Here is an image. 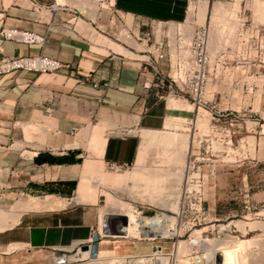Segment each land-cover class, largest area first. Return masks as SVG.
Wrapping results in <instances>:
<instances>
[{
    "label": "crops",
    "instance_id": "1",
    "mask_svg": "<svg viewBox=\"0 0 264 264\" xmlns=\"http://www.w3.org/2000/svg\"><path fill=\"white\" fill-rule=\"evenodd\" d=\"M24 1L5 4L0 0V29L15 28L36 35L39 40L23 43L0 37V60L40 55L59 61L63 67L45 74L0 73V182L4 192L25 200L19 203L22 208L16 222L0 231V253H6L10 245L16 244L53 255L76 254L77 248L88 239L89 229L99 221L100 195L94 189L98 183L87 180L83 192L77 190L84 165L87 164L88 174L94 175L96 166L103 172L108 163L132 166L136 160L139 162L140 148L144 147L147 155L149 145L157 143L148 139L158 137L156 130L163 128L169 111L166 101L162 104L155 89L142 87L149 74L140 75L138 62L124 61L119 56L128 54L127 49L113 42L107 48L101 47L93 39L97 35H90L86 23L79 17H72L65 24L58 23L56 11L64 9L51 10V2ZM185 2L114 0V7L124 16L120 28L127 27L133 35L140 36L148 32L151 22L181 21ZM43 8L51 11L39 15L38 11ZM132 55L135 59L142 58ZM187 113L174 112L185 119ZM101 122L114 124L113 129L108 126L101 129L104 125ZM14 123L19 127L22 123L31 124L46 131L43 133L48 134L47 141L39 143L35 137L25 140L22 133L14 131ZM136 131L143 133L141 142ZM168 135L161 136L171 140L174 133ZM262 135L261 132L258 137L251 136L254 159L243 160L244 165L264 164ZM15 137H20L16 141L20 142L18 148L12 147ZM87 137V144L90 146V140L94 152L82 157L76 152L77 145L69 144L74 140L81 143ZM193 150L197 148L191 146L190 154ZM228 164L217 162L222 168ZM125 174L124 171L116 178L123 180ZM225 174L211 175L212 186L208 190L211 193L207 195L211 202L209 212L213 211L215 195L221 201L231 196L225 194L228 186ZM240 184L238 202L239 196L243 197L244 191L250 188L245 175ZM252 191L248 196L251 203L264 206V193L257 187ZM201 195L204 200V194ZM29 199L37 205L23 207ZM152 248V244L148 248L140 246L143 257L149 256Z\"/></svg>",
    "mask_w": 264,
    "mask_h": 264
},
{
    "label": "rangeland",
    "instance_id": "2",
    "mask_svg": "<svg viewBox=\"0 0 264 264\" xmlns=\"http://www.w3.org/2000/svg\"><path fill=\"white\" fill-rule=\"evenodd\" d=\"M21 1L26 2L24 0H4V3L15 4ZM39 1L51 2V10L58 7L62 9L81 7L80 15L77 14L75 17H79L86 23L90 35H97L93 39L97 40L101 47L107 48L113 42L121 48L127 49L131 55L129 52L126 55L116 54L124 57V61H127L125 59H135V55L132 54L143 49L136 47L137 44L132 45L134 48L124 44V38L129 35L128 28L122 27L120 30L124 16L120 14L121 20H119L117 16L109 15V4L103 5V8L106 9L103 12L95 0ZM84 1L88 3L85 6L83 5ZM206 1L209 4L206 10L212 13H215L213 12L214 4L222 5L215 10L221 20L226 19L225 15L231 8L235 9V16L233 15L229 20L218 22V24L215 23L217 19L215 14H206L201 10L197 14L198 25H203L208 21L214 22L208 28L211 32H209L208 43L212 58V75L205 94V99H211L213 112L208 114L201 110L196 111L190 103L184 104V101L176 97L160 99L162 104L166 101L165 105L169 113L163 128L156 130L159 134L158 137L154 140L148 139L149 142L157 143L149 145L147 155L146 149L141 147L139 162L136 160L132 166L118 172L104 169L103 174L99 166H96L93 169L94 175H91L88 174L87 164H85L83 176L77 188L78 193H81L87 180L98 183L94 189L100 195L97 204L99 221L101 211L107 209L106 194L108 193L124 205L133 207L142 223L149 218L163 214L173 217L167 224L171 225L170 227L177 233L175 232L176 234L172 236L157 237L153 240L141 233L135 236L129 235L126 238L105 235L101 236L102 239L98 245L104 241L121 243L130 241L131 251L129 248H127L128 251L126 248H124L125 251H122L117 246L118 250L116 247L112 253L103 254L96 259H80L72 252L65 254L58 252L59 255L48 252L50 256L54 257V260L49 264H67L79 261V264H158L161 257L164 264L198 263L207 257L206 250L208 251V249L206 247L212 250L218 246V248L223 247L228 251L233 264H264V206L254 205L248 198L255 187L264 193V164L263 162L260 165H244L242 163L243 160L254 159L252 157L254 142L251 136L258 137L261 132L264 136V0ZM111 2L113 4V1ZM45 10L44 8L40 9L38 14L43 12L47 15L51 11ZM56 12L58 14L56 18L60 24H65L66 21L72 19V14L68 11ZM157 27V24L154 23L153 33L156 38L160 36ZM118 33L119 37L116 36ZM116 39H120V41ZM175 103L184 106L183 112H188L187 120L181 116L175 120L173 117V119L171 118L169 107ZM186 106H189L191 110L187 111ZM193 120L198 122L196 131L192 128ZM17 124L14 123V131L18 134L22 133L25 140L30 141L32 137H35L34 139L39 143H45L48 134L43 132L46 131L39 130L31 124H19L21 128ZM166 124L170 126L168 127ZM106 126L113 129L114 125H103L101 129ZM173 133L174 136L171 140L166 136H161L168 134L170 136ZM142 134V132L139 134L138 131L135 133L139 142H141L140 135L142 136ZM149 135L151 136V134ZM201 135L203 136L201 141L203 142L202 139H204L205 143L198 144ZM88 137L81 143L75 140L70 143L77 144L76 152L81 153L82 157L89 156L94 152L90 140L88 142L90 146L87 144ZM14 140L15 143L12 147L18 148L20 142L16 141H19L20 137H15ZM191 146L197 148V151L193 150L191 158L194 156L198 158V162L195 163L197 166H201L199 176L202 177L201 185L205 181L204 189L202 186L200 189L197 188V184L193 181L197 178L195 170L186 173L188 152ZM200 157L204 160L199 161ZM218 161L229 164L222 168L217 166ZM135 167H141L143 173L137 176L130 175V171ZM124 171L126 174L123 176V180L116 178ZM221 173H226L224 177L228 186L225 194L227 197L231 196L224 199L225 201H221L215 195L213 211L209 212L211 202H208L207 195L211 193L208 192L212 186L211 175ZM244 175L250 188L249 191H244L243 197L239 196L240 202H238L236 199L241 188V178H244ZM187 177L190 179L188 178V180ZM107 178L111 179V182H107ZM1 184L0 182V221L3 220L5 224L0 223V231L16 222L22 208L19 203L25 202L23 199L4 192ZM189 186L192 189L188 188ZM186 187L189 190L185 192L198 191L204 194V200L201 195L199 206L193 201L183 200L182 189H186ZM193 187L195 188L193 189ZM88 189L90 190L91 187L89 186ZM45 202L43 200V203ZM173 203L178 208L176 207V211L173 212L168 211L167 206ZM35 205L37 202L29 199L23 207H35ZM233 221H242L243 229H237L233 224L228 227ZM195 232L199 233L193 235ZM206 243L216 246L211 248L206 246ZM243 243L244 246H241ZM150 244L153 248L151 252L148 251L149 256L143 257L144 250L140 249V246L148 248ZM204 244L205 246H203ZM156 246H161L163 253H156ZM174 247H177V251L174 250ZM178 247L181 248L178 249ZM6 251L4 254L0 253V264H29L25 259L27 255L23 256V252H26L28 256L41 253V250L26 249L16 244L10 245ZM111 255L121 257L108 258Z\"/></svg>",
    "mask_w": 264,
    "mask_h": 264
},
{
    "label": "built area",
    "instance_id": "3",
    "mask_svg": "<svg viewBox=\"0 0 264 264\" xmlns=\"http://www.w3.org/2000/svg\"><path fill=\"white\" fill-rule=\"evenodd\" d=\"M32 4H36L34 0H27ZM98 3L99 9L102 10L101 4L108 3L109 0H95ZM190 1L185 2L184 17L181 21H167L158 22L165 25L159 37L153 33L154 23H150L149 30L140 36L133 35L131 32L128 34L136 41L139 42L143 49L136 52L142 56L141 59H132L139 63V74H149V78L145 79L142 83L144 89H155L158 99L174 98L190 103L196 111H203L211 113L212 106L211 100L205 99L206 88L210 83L212 75V58L208 47V26L195 25L192 20L186 19V8ZM68 7V6H66ZM81 7H68L64 9L72 14L80 15ZM109 15L117 16L121 20L120 12H118L113 4L109 6ZM169 24L172 26L170 34H167ZM0 37L10 39L16 42L32 43L38 41L39 38L28 32L17 31L15 28L0 29ZM63 65L52 58L43 57L40 55L24 56L15 58H4L0 60V73L18 72L22 74H45L52 73L60 70ZM94 87L96 85H93ZM106 86V84H103ZM223 117V115H220ZM190 121V120H189ZM190 125V124H189ZM198 144H201L202 135L199 136ZM203 143L205 140L202 139ZM204 160L200 157L199 161ZM195 162H198L196 156L187 158L186 173H191L195 170L197 178L193 179L200 189L201 179L199 176L200 167ZM196 164V165H195ZM130 165H115L113 163L106 164L107 170L121 171L127 169ZM183 200L187 202L193 201L198 204L201 201V192H183ZM247 199V198H245ZM248 202L247 200L245 201ZM195 205V204H194ZM192 207V206H191ZM196 211L195 209H192ZM199 211V210H198ZM102 239L98 223L89 229L88 239L81 244L89 248V258L95 259L97 244ZM79 250L77 248L76 252ZM74 252V253H76ZM129 260V259H128ZM127 260V261H128ZM80 262L67 263L79 264ZM66 264V263H62Z\"/></svg>",
    "mask_w": 264,
    "mask_h": 264
},
{
    "label": "bare ground",
    "instance_id": "4",
    "mask_svg": "<svg viewBox=\"0 0 264 264\" xmlns=\"http://www.w3.org/2000/svg\"><path fill=\"white\" fill-rule=\"evenodd\" d=\"M86 1V0H85ZM84 1V6L87 5L88 3H86ZM113 0H109L108 3L106 2H103L101 4V8L103 10H106L105 8H103V5L104 4H109L110 6L112 5V2ZM83 2V1H82ZM90 4V3H89ZM214 11L215 13H212V12H209L207 11V7L209 6L208 2L206 0H195V1H190L187 5V8H186V19L188 20H192V22L195 24V25H198L199 24V21H198V17H197V14L198 12L201 10L202 12H206V14L210 13V14H215L217 16V12L215 11L217 7L219 6H222L221 4H214ZM237 8V7H236ZM95 10V9H94ZM235 9H230L229 12L225 15L226 16V19H223L224 21L225 20H229L233 17V15L235 16ZM96 11V10H95ZM94 11V12H95ZM105 12V11H103ZM226 13V12H225ZM95 14V13H94ZM93 15V13H92ZM97 15V14H95ZM94 15V16H95ZM228 17V18H227ZM264 17V16H263ZM261 18V17H260ZM263 19V18H262ZM223 20L219 19V17L217 16V19L215 20V23L218 24V22H222ZM198 23V24H197ZM227 23V22H226ZM155 24H157V29L159 30L160 34L162 33L165 25L161 24V23H158L156 22ZM207 25L208 27H211L212 24H214V22H205L204 25ZM172 26L169 24L168 28H167V34H170L171 32V28ZM127 28V27H125ZM122 30V28L120 29ZM165 30V29H164ZM165 33V31H163ZM210 32V30H209ZM208 32V40L209 41V38H210V33ZM117 37H119V33L116 35ZM117 41H120V39H116ZM124 43L127 44L129 47H132V45H138L136 47H142L140 46L130 35H126V37L124 38ZM208 44V47H209V43ZM134 48V46L132 47ZM143 48V47H142ZM137 49V48H136ZM184 106H181L180 104H173L169 107V110H170V115H171V118L173 120L177 119L179 116L175 115L174 112H183L184 109H183ZM187 109V111H190L191 108L189 106H186L185 107ZM105 122V121H104ZM103 122V123H104ZM198 122H199V119H198ZM198 122L197 120H193V123H192V128L196 131L197 130V127H198ZM101 122V124H103ZM105 123H108V122H105ZM104 123V125H105ZM114 125V124H113ZM166 126H170L169 124H166ZM168 130V128H167ZM69 145H77V144H69ZM188 156H192L190 154V151L188 152ZM140 173H143V171L141 170V168H135L133 169L132 171H130V175L132 176H137L139 175ZM190 179V177H187V179ZM186 179V180H187ZM188 179V180H189ZM187 180V182H189ZM185 183V182H184ZM191 186H189L188 188H190ZM187 187L186 189H182L183 192L184 191H187L189 190ZM195 187H193L194 189ZM192 189V187H191ZM106 198H107V209L106 210H102L101 213H100V221H99V229H100V235L101 236H105V235H109V236H113L112 235V232L110 231V227H109V224L118 216V215H122V216H125L126 217V220H127V225L126 227L124 228V233H123V236H120L122 238H126L128 237L129 235H137L138 233H141L143 236L147 237L148 239H155V238H161V237H164V236H172L174 234L177 233V231H173V229L170 227L171 225H168L167 222L171 221L172 218L171 216H167V215H158L157 217H154V218H149V220H146L145 222H141L139 220V218L137 217V212L135 211V209L133 207H129L124 205V203L122 202H119L115 199V197L111 196L110 194H106ZM176 198V197H175ZM179 200V199H178ZM176 203V202H175ZM177 204V203H176ZM176 204L174 205L173 204H169L168 207V211L171 210V212L173 211H176V209L178 208L176 206ZM177 207V208H176ZM8 218V217H7ZM144 221V220H143ZM4 221H0V223L5 224V222L3 223ZM172 224V223H171ZM233 224L235 227L238 228H241L243 229V225L244 223L242 221H233L231 222L228 227ZM227 227V228H228ZM173 232H172V231ZM176 232V233H175ZM199 233V232H197ZM196 232L193 233V235L197 234ZM199 235V234H198ZM197 236V235H196ZM114 237H119V236H114ZM101 241V240H100ZM213 241V240H212ZM100 243V242H99ZM98 243V244H99ZM211 243V242H210ZM209 243V244H210ZM97 244V247H96V255L97 257L98 256H101L103 254H107V253H112L114 250H118V247L120 249H122V251L124 250V248H131V242L130 241H124V242H111V241H104L102 242L101 245H98ZM181 244V243H180ZM207 245L206 246H209V247H213L216 246V245H213L211 246L208 245V243H206ZM118 246V247H117ZM205 246V244L203 245ZM241 246H244V243L243 245ZM117 247V248H116ZM219 247V246H218ZM218 247H215L214 249L210 250V248L206 247L208 249V251L206 250V253L207 254V257L205 258V260H202L201 262H198V263H190V264H233L232 260L230 259V255L228 253V251L225 249V248H218ZM116 248V249H115ZM156 250L155 252L156 253H163L162 252V247L161 246H156ZM173 248V247H172ZM181 248V247H180ZM178 247V249H180ZM201 248V247H200ZM203 248V247H202ZM206 248H203V249H206ZM125 249V250H126ZM124 250V251H125ZM174 250L177 251V247H174ZM173 250V251H174ZM182 250V249H181ZM128 251V249L126 250ZM131 251V249L129 250ZM179 251V250H178ZM185 251V250H184ZM41 253H37L36 254H31L30 256H28V254L26 252H23V256L27 255L26 256V260L28 261L29 264H49L51 263L53 260H54V257L50 256L49 253L47 251H44V250H41L40 251ZM181 252V251H179ZM26 253V254H25ZM173 254V253H172ZM177 254H180L177 252ZM175 254V255H177ZM232 254V253H231ZM89 248L86 250V251H80L78 250V252L76 253V256L80 259H84V258H89ZM179 256V255H177ZM96 257V258H97ZM57 258V257H56ZM95 258V259H96ZM179 258V257H178ZM200 258V257H199ZM91 259V258H90ZM191 259V258H190ZM61 260V259H60ZM160 260V258H159ZM186 262V261H185ZM188 263V264H189ZM156 264V263H155ZM158 264H164L163 261H162V257H161V260L159 261ZM166 264V263H165ZM175 264V263H174Z\"/></svg>",
    "mask_w": 264,
    "mask_h": 264
},
{
    "label": "water",
    "instance_id": "5",
    "mask_svg": "<svg viewBox=\"0 0 264 264\" xmlns=\"http://www.w3.org/2000/svg\"><path fill=\"white\" fill-rule=\"evenodd\" d=\"M127 225V220L125 216L122 215H118L110 224V231L112 232L113 236H123L124 233V228ZM80 251H86L87 250V246L86 245H82L79 247Z\"/></svg>",
    "mask_w": 264,
    "mask_h": 264
}]
</instances>
